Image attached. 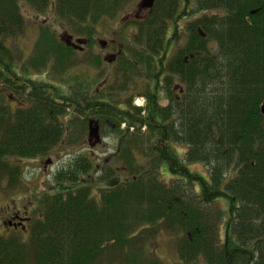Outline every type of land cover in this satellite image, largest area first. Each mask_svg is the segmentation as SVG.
<instances>
[{
  "label": "trees",
  "instance_id": "obj_1",
  "mask_svg": "<svg viewBox=\"0 0 264 264\" xmlns=\"http://www.w3.org/2000/svg\"><path fill=\"white\" fill-rule=\"evenodd\" d=\"M136 2L0 0V94L13 90L28 103L13 110L5 105L9 96H1L0 179L10 172V184L18 183L10 158L44 157L64 140L73 143L61 121L66 109L117 124L116 150L101 164L84 155L61 170L57 193L40 202L41 218L30 222L26 242L0 236V264H24L29 252L36 264H97L109 256V262L158 264L145 246L163 233L178 237L182 264H264V0H156L146 21L128 23L137 32L116 62L122 71L140 69L144 115V109L93 98L89 86L65 79L77 67L76 51L47 24L33 54L42 47L48 59L34 65V73L61 81L30 80L28 87L16 78L24 66L5 40L25 32L22 5L37 15L50 10L58 23L72 25L67 34L81 28L76 33L87 35L92 48L94 25ZM88 58L92 70L105 71L102 56ZM57 62L63 70L54 75ZM48 63L50 71H44ZM160 77L168 102L159 100ZM172 84L183 89L181 102ZM142 129L149 133L145 157L139 154ZM176 145L187 148L182 158ZM197 162L206 165L207 178L186 166ZM163 163L175 177L168 184L160 179ZM220 198L229 203L227 219L210 207Z\"/></svg>",
  "mask_w": 264,
  "mask_h": 264
},
{
  "label": "rangeland",
  "instance_id": "obj_2",
  "mask_svg": "<svg viewBox=\"0 0 264 264\" xmlns=\"http://www.w3.org/2000/svg\"><path fill=\"white\" fill-rule=\"evenodd\" d=\"M53 1L55 0H52V2ZM140 2L141 0H138V2L122 8L118 15L114 16L113 18L107 16L100 22L96 23L94 25L95 29L97 30L95 37L99 38L100 40L107 41L109 39H112V35L118 34L120 35V38L126 39L124 40V42H131L133 35H135L137 32V27H130L127 24L132 22L141 23L148 19L147 13L149 11L140 10ZM22 12L27 21V26L25 28L24 34L22 35V37L15 40H5L6 46H8L13 51V55L16 60H21V64L23 63L22 65L27 72L25 73L24 69L22 67H19L20 69L17 70L18 77L16 76V78H18V82L28 83L26 85H28L29 87L30 85H33L29 83L31 79L36 82H42L41 76H45V82L50 81L53 84L59 83L61 80L53 81L52 77H50V75H47L46 72L37 74L34 73V65H37L38 62L43 58L48 59V52L45 48L41 47L37 50V52L33 54L35 45L40 38L41 27L47 24L48 27L54 31L57 39L60 40V43H65L70 39L76 38H84L89 42L90 38H88L85 34L76 33V31L78 32L82 30L79 27H77L78 29L75 27V31L73 30L75 34L69 32L68 35L65 29L68 27L72 28V25L64 27L62 24L58 23V21L54 20V17L51 14L49 15L50 10L46 14L37 15L29 7H27L26 5H22ZM137 17H139V19H137ZM183 22V20L182 22H180L181 27L183 26ZM128 34H130V36ZM100 51L101 50L99 49V46L95 50L91 49L89 43L84 53L75 52L76 55L74 59V66L77 67H75L74 69H70V72L66 73L67 77L65 79H72L74 81L76 80V84L79 82L83 83V85L85 86H89L90 83L93 82L94 85L89 86L91 88V91L93 92V90L99 89V100L103 99L104 101L109 102L115 107L120 106L121 109H127L130 111L134 110V108L132 107H140L146 109L148 101L147 99L144 100L143 98H141L144 97L141 95L146 94V90H140L139 88H137V86L134 85L140 80V74L138 73L140 69L138 68L134 69L133 71H122V69H120L122 67V64L117 65V62H115L114 64L110 62L109 64V62H107V64L105 65L106 71H104L102 75L101 73H99V71L92 70V62L89 61V63H87V61L89 60L88 57H90V55L92 54H100L104 57L105 52ZM30 56L32 57L30 58ZM58 63L59 62L55 64L57 67L55 68L54 75H59V73H61L60 71L63 70L62 62L59 65ZM138 64L141 65V62L139 61ZM44 68H46L44 71H50L49 63ZM106 72L112 74V79H110L109 81V87H106L103 83L108 79ZM75 88H77V86H75ZM1 99L2 98L0 96V100ZM119 102L122 103L120 104ZM127 104H132V106H129ZM5 105L10 106V101L6 100ZM11 108L13 109L14 107L12 106ZM13 110H15V108ZM91 120H93L92 124L89 125V121ZM61 121L70 131L68 136L72 135V137L75 138L73 139L74 141H71L73 143H69L64 140L48 155H44V157L32 159H9L11 167L18 166L19 179L17 184L11 185L9 182L10 172L1 176L0 236L8 238L16 237L19 238L20 241L22 240L26 242L30 235V230L32 227V223L30 225V222H34V220L36 221L37 219L41 218L42 205L40 204V202H42L43 198H47L57 193L56 190L58 189L59 185L56 177L60 174L61 170L66 167L71 160L74 161L79 156L82 157L84 155L92 157L95 164H101L106 157H109L112 152L116 150V142L114 140L113 132L116 130L117 124L113 121L103 122V120L101 121L100 119H95L93 116H82L77 112L71 111V109H66L65 115L61 118ZM94 121H97L98 127L96 122ZM89 128L90 130L92 129L94 133V130H97L96 132L98 134V138L93 133V136L89 139ZM123 128H125L124 125L122 126V129ZM138 135L140 136L139 140L141 141V144L139 145V154L142 157H145L149 154V150L147 147V145L149 146V144H145V142L148 140H146V137L149 135V133L146 129H142V132H140ZM174 148L179 158H182L183 153L187 151V148L184 145H176L174 146ZM142 157H140V159L143 161L141 163L145 167L146 164L144 163H146V161ZM186 166L193 175H200L207 178L208 171L204 163L197 162L188 164ZM159 173L160 179L167 184L170 183L173 178H175L169 172L166 163L161 164ZM210 207L213 208V211H224V218L227 219V212L229 210V203L227 200H225L224 198H220L216 200L215 204H211ZM13 214H17L22 218H29V221L25 223V226L27 228L26 232L23 233V230L21 229L14 230L9 229L7 228V226H5V223ZM219 231L221 239L223 240L225 236L224 221L221 223ZM177 238V236L163 233L159 234L154 239L146 241L145 248L147 249L146 253L148 257L158 264H182L177 249L179 242V239ZM109 257L102 259V261L98 262L97 264H122L118 261L109 262ZM24 264H36V259L32 252H29L24 261Z\"/></svg>",
  "mask_w": 264,
  "mask_h": 264
},
{
  "label": "flooded vegetation",
  "instance_id": "obj_3",
  "mask_svg": "<svg viewBox=\"0 0 264 264\" xmlns=\"http://www.w3.org/2000/svg\"><path fill=\"white\" fill-rule=\"evenodd\" d=\"M148 14H149V12L147 13V15ZM137 19H139V17H137ZM128 35L130 36V34H128ZM112 36H113L112 39H109L107 41L100 40L99 38L96 37V45H94L91 48V49L95 50L99 46V49L101 50L100 52H105V56L103 57L100 54H97V55L102 56L103 61L109 62V64H110V62H112V64H114L117 61L118 56L121 55V53L123 51V46H124L123 43H125L124 40H126V39L120 38V35H118V34H115ZM71 40H72V43L74 45H77L76 49H75V47H73V49H75L76 52L84 53L86 51V48L89 44V42L86 39L76 38V39H71ZM105 71H106V69H105ZM99 73H101L103 75L104 72L99 71ZM106 75L108 76V79H107V81H104L103 83L106 87H109V85H110L109 81H110V79H112V74H109L106 72ZM45 78H46L45 76H41L42 82H45ZM157 84H158L159 90H160V94H158L159 100L161 101V103H163V101L168 102L169 97H167V95H166L167 94L166 93L167 86H166L165 78L160 77ZM91 85H94V83L91 82L89 86H91ZM134 85L137 86V88H139L140 90H142V89H144L146 82H145V80L140 79L139 82L135 83ZM172 85H173V88H172ZM172 85H170V88H172L171 90L175 94L176 101L181 102L182 97H183V89L181 88V86H178V84H172ZM14 90H16V89H14ZM90 90H91V88H90ZM132 94H134V93H132ZM2 95L5 97L9 96L10 107L13 106L14 108H17V109L28 107V103L25 101L24 97L20 96L18 93H16V91L12 90L9 94H6V93L0 94V96H2ZM99 95H100L99 89L93 90V95H92L93 98H95L96 96H99ZM141 96H143V95H141ZM141 98H143L144 100L146 99L145 97H141ZM140 109H143V108H140ZM145 112L146 111L144 109L142 114L144 115ZM91 124H92V122H91ZM96 124L98 127L97 122H96ZM124 127H125V124H124ZM90 128H89V131H90L89 132V139L93 136V133H94L92 129L90 130ZM94 131H95L94 135L97 137L98 136V134L96 132L97 130H94ZM28 221H29L28 217L22 218V217L18 216L17 214H13L10 216L9 220H7V222L5 223V226H7L8 228H13L15 230H19V229L26 230L25 223H27Z\"/></svg>",
  "mask_w": 264,
  "mask_h": 264
},
{
  "label": "water",
  "instance_id": "obj_4",
  "mask_svg": "<svg viewBox=\"0 0 264 264\" xmlns=\"http://www.w3.org/2000/svg\"><path fill=\"white\" fill-rule=\"evenodd\" d=\"M155 1L156 0H141V2L139 4L140 10L151 11L154 8V6H155ZM65 44L67 46L75 47V49H76V46H77V45H74L71 40L65 42ZM260 113L264 117V102L262 103V105L260 107Z\"/></svg>",
  "mask_w": 264,
  "mask_h": 264
}]
</instances>
